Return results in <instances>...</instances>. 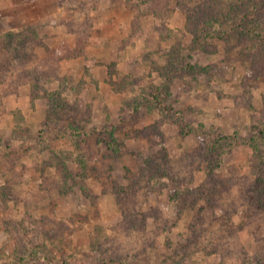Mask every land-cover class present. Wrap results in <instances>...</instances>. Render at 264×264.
<instances>
[{"label":"rangeland","instance_id":"374dc122","mask_svg":"<svg viewBox=\"0 0 264 264\" xmlns=\"http://www.w3.org/2000/svg\"><path fill=\"white\" fill-rule=\"evenodd\" d=\"M241 18L264 0H0V264H264Z\"/></svg>","mask_w":264,"mask_h":264},{"label":"trees","instance_id":"16d2710c","mask_svg":"<svg viewBox=\"0 0 264 264\" xmlns=\"http://www.w3.org/2000/svg\"><path fill=\"white\" fill-rule=\"evenodd\" d=\"M252 1V0H251ZM253 5V7H256L257 5H255L254 3L252 4ZM257 9V11L259 10L258 9V7L256 8ZM195 10V11H194ZM206 10H207V8L205 7L204 8V5H202V4H200V5H197L192 11H194L193 12V14H194V16H197V17H202L204 14H205V12H206ZM257 11H255V13H258ZM193 16V18H195ZM246 17V16H245ZM244 23H243V19L241 18V20H239V22H238V27L239 28H241L243 31H244V28H248L247 30L248 31H251V32H254L255 33V35H262L263 33H264V24H260V23H258V24H255L254 26H253V28L248 24L247 26L246 25H243ZM263 38H264V36H263ZM252 152H255L254 151V149H253V151ZM162 169V168H161ZM163 170V169H162ZM152 175L150 174L149 175V177H148V181H151V179H152ZM175 178H177V177H175ZM263 178V177H262ZM264 180V179H263ZM136 190V192L135 191H132V193H130V196H129V194L128 193H126V194H123V195H121L120 196V200L123 202V200L122 199H126V196H129L128 197V200H130L131 201V204L132 203H134V201L136 200V198L134 199L133 197H132V195H134L135 196V194L138 192V189H135ZM257 193V199L259 200V202L260 203H264V184L262 183V186H261V189H260V191L259 192H256ZM132 194V195H131ZM148 199H146L145 201H147ZM256 201V200H255ZM251 203V204H250ZM250 204V205H249ZM249 206L251 207L250 209H252V210H250V213L252 214L256 209H259V205H258V207H257V204H255V203H252V200H251V198H250V202H249ZM140 207V206H139ZM151 209H155L156 210V208L155 207H153V206H151V205H147V208H145V207H143V206H141L140 208H138V209H134V207L132 208V214L134 213V216H138V217H140V220H138V224L139 225H142L143 227L145 226V214L146 213H148L149 212V210H151ZM255 209V210H254ZM254 210V211H253ZM128 212H129V210L127 209V214H128ZM250 214V215H251ZM128 216H130V214L128 215ZM201 222H202V220H201ZM196 224V223H195ZM195 226H198L197 224L195 225ZM121 250V249H120ZM116 251L115 252V250L113 251V252H115V255H117V256H122V254H121V252L122 251ZM112 255V254H111ZM114 255V253H113V256H115ZM128 255V254H127ZM111 260H114V261H116V258H110ZM119 261V260H118ZM129 264V263H128Z\"/></svg>","mask_w":264,"mask_h":264}]
</instances>
